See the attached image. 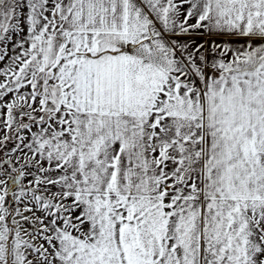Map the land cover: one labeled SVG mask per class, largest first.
<instances>
[{
	"label": "crops",
	"instance_id": "1",
	"mask_svg": "<svg viewBox=\"0 0 264 264\" xmlns=\"http://www.w3.org/2000/svg\"><path fill=\"white\" fill-rule=\"evenodd\" d=\"M200 3L199 26L177 31L144 0L60 2L35 112L136 118L104 123L121 146L135 130L114 167L139 180L115 189L138 192L105 207L90 264H209L206 210L264 203V0Z\"/></svg>",
	"mask_w": 264,
	"mask_h": 264
},
{
	"label": "rangeland",
	"instance_id": "2",
	"mask_svg": "<svg viewBox=\"0 0 264 264\" xmlns=\"http://www.w3.org/2000/svg\"><path fill=\"white\" fill-rule=\"evenodd\" d=\"M144 1L160 13L162 25L177 31L199 26L200 0ZM60 2L0 0V264L96 262L103 251L95 240L103 244L107 234L105 207L119 192H138L115 189L139 180L136 170L115 169L123 150L136 154L135 130L127 135L130 147L106 137L104 129L106 121L136 118L55 111L44 124L29 122L14 132L28 116H39L44 41L62 31ZM249 208L206 210L210 240L215 232L209 264H264V203Z\"/></svg>",
	"mask_w": 264,
	"mask_h": 264
},
{
	"label": "trees",
	"instance_id": "3",
	"mask_svg": "<svg viewBox=\"0 0 264 264\" xmlns=\"http://www.w3.org/2000/svg\"><path fill=\"white\" fill-rule=\"evenodd\" d=\"M49 114L50 113L47 111H42V113L39 116H37L36 118H34L32 115L28 116L26 118V120L24 119L23 122L17 127V129L14 132H17L19 129L25 128L29 122H36V121L43 122V121H45L49 117Z\"/></svg>",
	"mask_w": 264,
	"mask_h": 264
}]
</instances>
